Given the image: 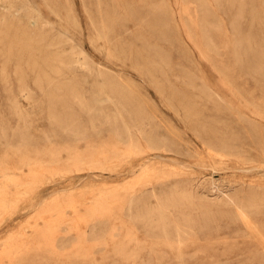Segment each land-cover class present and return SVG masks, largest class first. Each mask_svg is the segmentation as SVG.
<instances>
[{
  "label": "rangeland",
  "instance_id": "obj_1",
  "mask_svg": "<svg viewBox=\"0 0 264 264\" xmlns=\"http://www.w3.org/2000/svg\"><path fill=\"white\" fill-rule=\"evenodd\" d=\"M204 9L194 0H0V20L38 43L26 64L0 37V264H264V0H206ZM102 22L114 32L108 51L96 45ZM54 54L71 69L46 61ZM46 74L63 81L56 93L66 101H47ZM99 75L140 105L152 141L137 129L134 150L116 139L118 93L99 94ZM76 100L109 118L91 122ZM54 106L71 109L85 140L49 117ZM222 141L239 154L207 148ZM185 188L192 198L170 205ZM186 219L181 242L163 233Z\"/></svg>",
  "mask_w": 264,
  "mask_h": 264
},
{
  "label": "bare ground",
  "instance_id": "obj_2",
  "mask_svg": "<svg viewBox=\"0 0 264 264\" xmlns=\"http://www.w3.org/2000/svg\"><path fill=\"white\" fill-rule=\"evenodd\" d=\"M183 1L185 2L186 0H183ZM194 1L196 2V4H198V6L200 8H202L203 12H205L204 6L206 5V0H194ZM240 3L242 5V1ZM73 20L75 21L74 16H73ZM33 22L35 23L36 21H33ZM193 24L196 25L195 23H193ZM197 25L199 26V24H197ZM200 30H201V33L204 34L203 36H204V41L206 42V44H205L206 48L208 50H213L212 43H211L212 42V39L207 35L206 30L203 29L202 26H201V29ZM96 32H97V36L95 37L96 45L100 49H102V50H105V51L110 50L111 48H109L110 47L109 46V42L111 41L110 35L112 33H114L113 32V28L107 22H102V24H101L100 27H96ZM225 32H226V30H225ZM29 34H32V32L28 33V30L27 29H23L22 30L21 28L11 27V26H8L7 25V22L5 20L4 21L3 20H0V37H1V39L4 40V41H7L8 45H9V48H11L12 45L13 46H16L17 45V48L20 51H18L17 53L13 54L12 56L16 57L17 60L20 61V62H23V60H24V62L26 64H29L30 63V61L28 60L30 54L24 53V51H28L29 49H35V48L37 49V44H38L36 42L37 39L31 38V36ZM66 40H69V39H66ZM51 45H53V43ZM201 53L204 54L203 48L201 50ZM23 55H25L27 57L24 58ZM56 55L57 54L49 55V59L46 60V61L51 62L52 64H54L56 62L57 66H63L65 68H67L68 70H70L71 69L70 68L71 67L70 65L73 62V60H70V61L59 60V58L56 57ZM51 56H54V57H51ZM83 58H85V57H83ZM31 60H33V59H31ZM85 61H87V60H85ZM45 63L46 62H41V61H39L37 59V60H34L33 62H31V65H33V66L38 67V68L41 69V67L43 65H45ZM88 65H86V66H88ZM93 65L95 66V64H93ZM93 65H91L90 67L93 68ZM98 68H99L98 70H99V72L101 74L103 71L100 69L99 66H98ZM5 69L6 68H4V70ZM48 69H51V68L48 67ZM53 69H51V70H53ZM58 69H59V67H58ZM64 70L65 69H60V70L54 71L57 74V76H55V77H57L58 79H60L63 76ZM94 70H95V68H94ZM95 73H96V70H95ZM37 74H39V73L37 72ZM91 75H92V73H91ZM39 79H41V78H39ZM39 79H37V80H39ZM19 81L20 82L22 81V77H20V80ZM42 82L43 81H41V83ZM44 82H46L47 86L49 88H51V91H49L47 89L48 92H49V94H47V101H61V102L62 101L63 102L66 101L64 96H60V95H58L56 93V91H60L59 89H62L63 88L62 87V86H64L63 81L62 82H60V80L55 81L54 76H50V75H47L46 74V77L44 78ZM59 82L62 83V85ZM108 84H107L106 80L104 79V77H102V75H99V77H98V86H97L98 87V93L99 94H104L109 99H111L110 92L112 90L115 91V93H118V102L115 103L117 105L115 117H117L116 118L117 119L116 121L118 123H116V121L113 120V121H115L114 124L115 123L118 124L117 125L118 126V137H116V139L118 138V141H123L124 143H126L128 145V148L130 150H134V149L138 148V144H139V141H138V139L136 137V132L134 130V129H137V131L140 132L142 135L143 134L146 135L145 136L146 137L145 139L147 141H152V137H149L150 135L145 134L144 129L141 127L142 120L140 119L141 121H139L138 118H137L139 116H143V112H144L142 110V108L140 107V105H139V107L141 109L139 110V107L137 108V106L131 102V99L129 97H124V96H127L124 92L120 93V92H118V89H116L114 86H113L114 88L108 87ZM42 86H43V84H42ZM66 86H67V84H66ZM67 88L69 89L70 87L67 86ZM71 89L74 90V88H71ZM42 90H43V88H42ZM236 95L238 97H241V95L238 92H236ZM71 96H73V95H71ZM75 97L78 98L79 96H75ZM122 97L125 99V101L123 100ZM72 98H74V97H72ZM120 98H122L123 101ZM78 100H76V101H78ZM113 102H115V101H113ZM77 103H79V105L81 107V108L80 107L79 108L82 109L84 111V113H87L88 116H90L89 118H91V120H90L91 122H94L95 119H99V120H100V118L103 119L102 117H108V115H109L106 111H104V109H99V108L95 107L94 105H92L90 102L78 101ZM245 104L246 105H249V106L252 105L251 103L246 102V101H245ZM180 105H181V108H183L184 112L187 115L194 114V111L190 108V106H191L190 103H183V104L180 103ZM15 109L17 110V113L20 114V116H22L21 109H20V106L18 104L15 105ZM53 109H54V112H49V117L50 118H53V120L55 121V123L58 122V125H59V127H61V129H63L67 133L70 132L75 137H78V138H80L82 140H85V138H86L85 137L86 131H85L84 127L81 126L82 124L80 125V123L77 122L78 120H76V118L74 119V117H73L74 114H73V112L71 113V109L69 111V109L66 110L64 107H62V109H64V112L63 113L62 112L61 113H58V112H56V110L58 108L56 109V106H54V108L53 107H49L48 110L51 111ZM256 112L257 113H262V111H260V110H257ZM133 115H134V117L136 116V119H134ZM76 116H78V115L76 114ZM99 120H96V121H99ZM111 121H112V117H111ZM107 122H108V120H107ZM109 123H107V124H109ZM114 127H115V125H114ZM253 127H256V125H253ZM115 128L117 129V127H115ZM5 135H6V133H5ZM222 144L223 145H222V148L220 150H218L217 148H215L212 144H207V148L210 150V152H213V153H215V154H217V155H219L221 157L222 156H227V155H237V154H239V150H238V147L239 146L238 145L233 144V143H228L227 141H222ZM78 160L81 161L82 160L81 157H79ZM146 171L147 170L144 169L143 172H146ZM151 194H153V196L159 201V204L162 205L163 201L161 200V197L159 196V194H156V192H153ZM191 198H192V194L187 190V188H185L183 190V192L180 193V198H179V201L180 202L177 199H173V202L170 203V205H179V203H182L183 204V202L189 201ZM253 198H254V196H253ZM186 221L187 222L185 224L184 223H176L175 225H173L174 226V229L172 231H167V227L172 226L171 222L167 221V222H165L163 224V227L164 228H163L162 231H163V233L165 235H168V233H174V234H176L178 236V238H179L178 240L181 242L180 237H181L182 233L185 232V229L184 228L185 227H191V222H189L188 219H186Z\"/></svg>",
  "mask_w": 264,
  "mask_h": 264
}]
</instances>
